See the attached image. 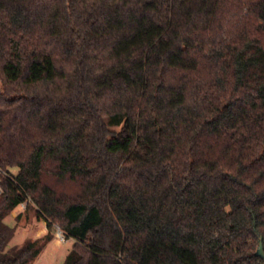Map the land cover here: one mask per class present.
<instances>
[{
  "label": "trees",
  "instance_id": "obj_1",
  "mask_svg": "<svg viewBox=\"0 0 264 264\" xmlns=\"http://www.w3.org/2000/svg\"><path fill=\"white\" fill-rule=\"evenodd\" d=\"M0 189V264H264V0H0Z\"/></svg>",
  "mask_w": 264,
  "mask_h": 264
},
{
  "label": "rangeland",
  "instance_id": "obj_2",
  "mask_svg": "<svg viewBox=\"0 0 264 264\" xmlns=\"http://www.w3.org/2000/svg\"><path fill=\"white\" fill-rule=\"evenodd\" d=\"M12 172L17 173L18 170L13 169ZM19 214H21V216L18 218ZM6 223L16 228L15 237L9 245L10 248L21 246L27 240L36 241L45 235H53V241L45 247L44 251L32 264H63L74 245L73 240L68 239L63 243H58L57 235L60 229L54 227L52 232L49 231L44 222L37 220L34 210L26 212L25 205L21 206L8 217Z\"/></svg>",
  "mask_w": 264,
  "mask_h": 264
},
{
  "label": "water",
  "instance_id": "obj_3",
  "mask_svg": "<svg viewBox=\"0 0 264 264\" xmlns=\"http://www.w3.org/2000/svg\"><path fill=\"white\" fill-rule=\"evenodd\" d=\"M256 256L261 258V259H264V247L262 245V242H260V244L258 246V249H257V252H256Z\"/></svg>",
  "mask_w": 264,
  "mask_h": 264
},
{
  "label": "built area",
  "instance_id": "obj_4",
  "mask_svg": "<svg viewBox=\"0 0 264 264\" xmlns=\"http://www.w3.org/2000/svg\"><path fill=\"white\" fill-rule=\"evenodd\" d=\"M0 194H1V189H0ZM57 237H58V243H63L66 241V237L61 230H59Z\"/></svg>",
  "mask_w": 264,
  "mask_h": 264
}]
</instances>
